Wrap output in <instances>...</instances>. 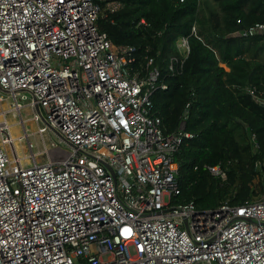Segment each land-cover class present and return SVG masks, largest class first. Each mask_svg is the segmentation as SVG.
<instances>
[{"label":"built area","instance_id":"obj_1","mask_svg":"<svg viewBox=\"0 0 264 264\" xmlns=\"http://www.w3.org/2000/svg\"><path fill=\"white\" fill-rule=\"evenodd\" d=\"M98 15L93 0H0V104H9L0 123V264H264V178L243 205L174 204V155L193 137L186 114L176 133H163L151 103L159 70L152 59L142 76L133 69ZM260 33L264 24L241 35ZM176 50L186 57L185 37ZM11 127L43 145L56 131L70 151L51 144L46 162L31 161L15 150ZM207 170L226 179L220 165Z\"/></svg>","mask_w":264,"mask_h":264},{"label":"trees","instance_id":"obj_2","mask_svg":"<svg viewBox=\"0 0 264 264\" xmlns=\"http://www.w3.org/2000/svg\"><path fill=\"white\" fill-rule=\"evenodd\" d=\"M93 1L97 23L118 50H130L133 69L142 76L152 59L159 70L151 103L163 133H176L186 114L185 132L193 137L174 155L179 195L172 202L214 211L223 203L239 206L258 197L264 106L249 91L264 100V33H241L264 24V0ZM179 37L189 47L182 59ZM175 58L179 63L170 71ZM214 165L224 169V181L208 172Z\"/></svg>","mask_w":264,"mask_h":264},{"label":"rangeland","instance_id":"obj_3","mask_svg":"<svg viewBox=\"0 0 264 264\" xmlns=\"http://www.w3.org/2000/svg\"><path fill=\"white\" fill-rule=\"evenodd\" d=\"M70 64V62H67ZM9 104L4 103L0 104V112H9ZM22 116H27V111H22ZM5 118L9 121V123H14V119L10 116V114H6ZM27 125H29L27 123ZM33 131L36 129V125H33L32 127L29 126ZM11 136L14 143V148L16 151H18L20 154L25 155L26 157L29 156L32 160H35L38 163H44L48 159L49 150L51 149V144L56 145L57 147L65 150L70 151V147H68L66 144L61 142L58 137H56L52 132L48 131L46 132V135H44V139L46 143L43 145L41 141V135L36 134L35 136L29 135L27 137L22 138L21 140H16L20 136H22V131L17 130L15 127H11ZM31 145V147H30Z\"/></svg>","mask_w":264,"mask_h":264},{"label":"water","instance_id":"obj_4","mask_svg":"<svg viewBox=\"0 0 264 264\" xmlns=\"http://www.w3.org/2000/svg\"><path fill=\"white\" fill-rule=\"evenodd\" d=\"M51 132H52V134H54L56 137H58L59 140H60L61 142H63L64 144H66L68 147H71V145H70L66 140H64L63 138H61V137L59 136V134H58L56 131L51 130Z\"/></svg>","mask_w":264,"mask_h":264},{"label":"bare ground","instance_id":"obj_5","mask_svg":"<svg viewBox=\"0 0 264 264\" xmlns=\"http://www.w3.org/2000/svg\"><path fill=\"white\" fill-rule=\"evenodd\" d=\"M261 24V23H260ZM258 35V34H257ZM182 59V58H181ZM141 75V74H140ZM8 111V110H7ZM3 120H4V117H3V112H0V123L1 122H3ZM164 131V130H163ZM11 138H12V136H11ZM16 140H19V138L18 139H16ZM12 141H13V139H12ZM15 142H17V141H15ZM14 142V143H15ZM16 144V143H15ZM70 150V149H69ZM174 200V199H173Z\"/></svg>","mask_w":264,"mask_h":264},{"label":"crops","instance_id":"obj_6","mask_svg":"<svg viewBox=\"0 0 264 264\" xmlns=\"http://www.w3.org/2000/svg\"><path fill=\"white\" fill-rule=\"evenodd\" d=\"M221 66H223V65H221ZM224 67V66H223Z\"/></svg>","mask_w":264,"mask_h":264}]
</instances>
